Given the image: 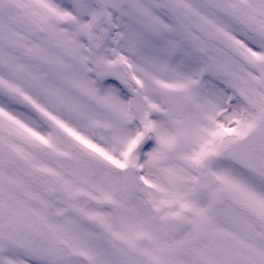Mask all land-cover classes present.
I'll list each match as a JSON object with an SVG mask.
<instances>
[{
  "label": "snow or ice",
  "instance_id": "6c2138e0",
  "mask_svg": "<svg viewBox=\"0 0 264 264\" xmlns=\"http://www.w3.org/2000/svg\"><path fill=\"white\" fill-rule=\"evenodd\" d=\"M0 264H264V0H0Z\"/></svg>",
  "mask_w": 264,
  "mask_h": 264
}]
</instances>
